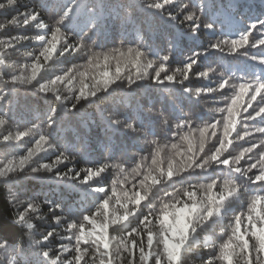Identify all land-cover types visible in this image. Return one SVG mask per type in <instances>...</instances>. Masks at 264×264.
Instances as JSON below:
<instances>
[{
    "label": "trees",
    "instance_id": "trees-1",
    "mask_svg": "<svg viewBox=\"0 0 264 264\" xmlns=\"http://www.w3.org/2000/svg\"><path fill=\"white\" fill-rule=\"evenodd\" d=\"M193 1L185 0L190 5L189 11H193ZM236 1L245 0L215 1V8H212L213 0L200 2L198 10L194 9L201 18L200 28L193 35L190 22L184 18L187 13L171 21L167 13L160 15L144 7L145 0H78L80 5L86 4L85 11L77 9L71 24L61 30L62 33L68 31L67 38L77 50L70 49L61 55L64 35H58L56 50L52 58L45 62L40 57L42 45L36 36L42 34L46 40L52 38L49 29L54 30L58 19V0H16L14 6H7V0H0V3L6 5L5 9L0 10V60H3L0 64V96L3 97L0 100V119L5 120V124L0 126V167L9 160H18L20 155L27 153L28 148H36L35 141L41 135H45L49 143L36 148L33 161L39 163H33V166L46 163L53 167L52 173H32L26 169L23 172H6L0 177V242L6 246V250L0 251V264H9L10 261L12 264H50L57 256L61 257L59 264H69V261L74 264L75 235L79 233L80 225H84L86 232L92 230V223L83 219L85 215L90 216L97 227L108 224L110 251L116 257L114 264H127L128 253L123 251L124 243H128L129 248L135 252L138 264L139 251L138 248H132V242L139 245L143 241L146 248L147 235L144 228L135 216H129L128 220L120 223L111 221L123 216L128 209L142 210L144 215L151 213L152 231L158 233L159 224L155 217L162 214L165 203H175L176 199L186 200L183 189L195 191L197 201L206 203L209 195L207 189H193L191 186L207 185L215 180L217 186L212 189L215 194L220 191L225 180L230 179L238 184L239 195L219 207V215L209 221L207 228L197 226L196 233H189L191 245L183 253L182 261L183 264H202L209 255L218 256L220 246L232 234L235 217L248 214L251 198L257 194L245 191V186L256 189L257 185H249L244 177L229 173L227 167L218 165L214 166L217 171L211 179L206 178L207 174L204 173L197 175V169L184 184L169 187L170 192L181 190L174 199L165 196L163 190L158 191L166 186H152L150 181H145V177L158 175L160 169H167L169 162L178 164L181 155L188 153L190 144L198 151L197 143L201 139L198 138V129L207 123L219 121L216 135L209 132L205 142V151H214L213 146L218 147L219 139L223 137L224 119H217V116L227 108L228 97L234 96L240 83L253 79L250 75L252 72L264 75L259 71L262 66L250 59L251 56L262 57L258 48L259 41L256 47L230 51L227 54L229 61H224L219 69L214 60L209 62L212 68L201 67V59L224 53L228 43H221L226 41L223 39V23L237 24V18L231 15L241 4ZM260 7L254 8L260 11ZM30 9L40 14L39 22L45 25L44 28H37L36 22H30V26H24L22 22L19 25L10 23L13 16ZM204 16L208 18L203 20ZM240 17L247 22L242 15ZM205 23H213L214 28L206 29ZM25 36L29 39H23ZM228 37L229 42L240 38ZM10 44L14 47H9ZM213 44H220V48L211 47ZM137 51L144 53L139 73L133 67ZM195 53L200 55L194 56ZM165 55L170 57L167 62L162 61ZM36 57H40L37 79L41 83L47 84L66 74L72 77V83H58L50 86L52 90L47 92L39 91L38 85L33 87L19 83L18 80L13 83V77L31 74V65L36 62ZM190 58L197 59V63L188 70V79L185 80L184 66L190 62ZM148 62H154V67L147 68ZM161 62L165 64V73L174 75L175 83L165 81L157 84L153 81L152 77ZM117 67L120 68L119 78L115 79L107 92L101 88L96 98L75 102L74 95H79L81 87L87 91L104 78L105 72L110 79L115 78ZM215 70H218L217 73ZM144 73L147 75L140 79L139 76ZM165 73H161V76ZM129 77L136 79L137 83L130 86ZM207 79L215 84L211 92L202 88ZM225 80L229 81V86L219 88V84ZM183 86L192 87L191 94L185 93ZM208 93L216 98L207 104H199L195 116L201 115L196 120L192 119V108L195 105L192 99ZM57 94L61 99L56 98ZM247 97L240 101V115L237 116L236 130L242 136L246 131L254 132V126L259 125L258 117L251 125L248 124L249 120L243 119L247 116L243 111L245 101L249 100ZM251 103L255 106L257 102ZM53 109L55 114L52 126L49 127ZM109 117L118 119L121 124L113 125ZM181 120L187 123L177 128ZM24 132L28 135L22 136ZM260 135L254 133L255 137ZM231 137L233 146L229 151L233 156L236 151L243 150L240 145L247 147L250 146L249 142L260 143L259 139L253 137L237 139L235 131ZM180 146L184 148L177 152ZM166 148L170 149L164 153ZM61 152L66 160L57 163V156ZM154 157L156 164H153ZM252 162L254 160H241L236 166L246 168ZM68 168L79 172V177L72 178L71 174H67ZM87 168H103L104 171L87 183H82ZM57 170L60 176L55 174ZM257 171L253 169V172ZM98 187H103L105 191H95ZM145 192L147 196L139 205L129 202L135 193L143 195ZM104 200H108L107 214L102 207ZM29 204L34 205V208L29 209ZM123 204H127V208L122 207ZM181 206L177 204V207ZM256 207L258 211L264 210V203ZM21 215L25 216V222L20 221ZM140 218L143 219V216ZM27 223L33 225L31 230L26 227ZM245 226L247 221L243 220L242 233ZM133 228H137V233L129 237L128 233ZM49 232L53 235L48 241H43ZM245 239L250 247L256 244L251 235H246ZM37 240L43 241L46 247H37L34 243ZM64 246L66 251L63 250ZM81 247L87 248L86 264H101L102 247L99 252L92 243L82 244ZM154 247L162 250V245L157 246L155 241ZM43 251H49L48 259L43 257ZM150 264H154V260ZM215 264L226 262L216 259ZM234 264H243V259L237 256Z\"/></svg>",
    "mask_w": 264,
    "mask_h": 264
},
{
    "label": "snow or ice",
    "instance_id": "snow-or-ice-1",
    "mask_svg": "<svg viewBox=\"0 0 264 264\" xmlns=\"http://www.w3.org/2000/svg\"><path fill=\"white\" fill-rule=\"evenodd\" d=\"M16 0H7V6H14ZM261 4L264 5V0H261ZM6 5L0 3V10L5 9ZM80 7L78 0H58L56 8V24L53 29H49L52 33V38L46 40L45 36L42 34H37L36 39L41 43L42 50L40 52V57H43L44 61H48L52 58V53L56 50L58 35H64V44L61 47L60 54L63 55L65 51L72 50L76 51L77 49L73 47L71 42L67 38V32L62 33V29H66L69 24L74 19V16L77 12V9ZM144 7L150 10H154L160 15L167 13L168 19L171 21H176L180 15L187 13L184 18L186 21L190 22V28L192 34L195 35L199 32L200 28V16L196 15L189 11L190 5L185 2V0H154V2H147L145 0ZM175 12V14H173ZM40 14L35 11V9H30L28 11L19 13L17 16H13L10 23L24 26H30V22H36L37 28H44L45 25L39 22ZM22 18V20H21ZM2 27V25H0ZM204 27L208 30L214 28L213 23H205ZM250 29H258L264 31V16L256 17L253 22L250 24L248 29L241 31L239 40H231V47L233 51L237 48H242L248 42L249 35L251 34ZM15 40V37H12ZM23 39L27 40L29 37L25 36ZM221 43L227 44L229 41H222ZM259 44L264 45V39L259 40ZM83 46V45H81ZM9 47H14L10 44ZM213 48H220V44L211 45ZM252 47H256V44H253ZM131 49L129 52L131 53ZM200 53H195L194 56H199ZM144 56V53L137 51L135 53V60L133 61V67L137 69V73L140 71L141 67V58ZM40 57H36V62L31 65V74L30 75H21V77H13V83H16L17 80L19 83L32 85L36 87L38 85V90L41 92L51 91L50 86H55L59 84L72 83V77L70 75L57 77L56 80H50L48 83H41L37 79V63L39 62ZM170 57L165 55L162 57V61H169ZM250 59L255 63H258L262 67L260 68V73H264V57L251 56ZM107 60V57H105ZM91 63V59L89 61ZM3 63V60H0V64ZM197 63V59L190 58V62L185 64V71L183 73L184 79H188V70L192 69V66ZM147 68H153L154 62H148L146 65ZM70 71V70H69ZM120 68L117 67V75L115 78L110 79L109 74L105 72L103 74V79L97 81L96 84L92 85L87 91L85 87H81L79 90V95H74V100L76 103L81 100L96 98L98 91H101V88L104 92L109 90V87L112 83H115V79L119 78ZM161 73H165V64L161 62L155 70V74L152 77L153 81L157 84H163L167 81L169 84L175 83L174 75H165L162 77ZM147 73L140 75L139 78L143 79ZM253 79L242 82L238 85V91L234 94L231 104L227 107V116L224 117L223 124V137L219 139V146H213L214 151L209 150L205 151V142L207 135L210 134L215 136L216 129L218 128L219 121L215 123H207L204 127L199 128L200 132V144L199 150L196 151L190 144L188 153L182 154L180 162L178 164H173L169 162L166 170L160 169L158 175H153L150 177H145V181H150L152 186L162 185L166 186L158 191L163 190L164 195L167 197L176 198L180 189H176V192L168 191L169 187H175L176 184H184L192 172H195L197 169L200 175L201 173L207 174L208 179H211L213 173L217 171V168L214 166L223 165L227 167L229 173H237L239 176L244 177L249 185H257L256 189H251L245 186V191L256 192L257 194L253 195L251 201L248 205L249 212L246 216H237L235 217V224L232 228V234L229 236L228 240L223 243L219 248L218 256L213 257L209 255L207 260H204L202 264H215V260L219 259L226 264H234V261L237 256L243 259V264H264V210H257V204L264 203V75H257L256 72L250 74ZM35 82V83H34ZM129 85H134L137 83L136 79L129 77ZM226 86H229V81L225 80L219 84V88L224 89ZM235 87V86H233ZM183 91L185 93L191 94V89L187 86H183ZM211 91V89L209 90ZM248 96L249 100L245 101L246 107L243 108L244 112H247V116L243 117L245 120L255 121L259 117V125L254 126V132L249 130L240 135V132L236 130V125L238 123L237 116L240 115V101ZM259 97V100H257ZM56 98L61 99L60 95L57 94ZM3 97L0 96V100ZM252 101H256V105L253 106ZM75 106V104L73 105ZM253 108L252 112H248V108ZM223 111V110H221ZM53 115L49 117V127L52 126L53 117L55 114V109L52 110ZM254 113V114H253ZM109 120L113 125L119 126L121 121L116 118L109 117ZM167 123V120H165ZM187 123L186 120H181L176 127L182 128L183 125ZM5 124L4 119H0V126ZM131 128V125H128ZM247 127V125L245 126ZM136 131L135 128L132 129ZM236 132V138L244 140L247 137H253L254 139H259L260 143L249 142L250 146L244 147L242 151L239 152V155L233 156L229 151V148L233 146V140L229 139L232 136L233 132ZM254 133L261 134L259 137H255ZM22 136H27L28 133H21ZM5 140L8 137H4ZM49 141L45 135H41L38 140L35 141L36 148H40L44 144H48ZM36 148H28L26 154L19 156L18 160H9L3 167H0V177H3L6 172L15 173L18 170L20 172L30 169L32 173L40 172H53V167L46 163H40L38 167L33 166V163H39L38 161H33L34 155H36ZM203 153V155H200ZM227 153V154H226ZM64 153L61 152L57 156V163H64L66 157ZM255 157V159H254ZM241 160L252 161L254 162L248 164L245 168L243 166L237 167ZM153 164H156L155 157L153 158ZM209 169H212L209 172ZM253 169H257V172H253ZM86 173V178L81 181L82 183H87L94 176H99L101 172L104 171L103 168L93 170L92 168H87L84 170ZM182 173H187L188 175H181ZM251 173V174H250ZM55 174L60 176V171H56ZM71 174L72 178L79 177V172H74L72 168H68V173ZM66 174V175H67ZM174 177H179V179H174ZM216 181L213 180L212 183L207 185H192L193 189L199 187L200 189H207L209 195L207 196V202L203 201L198 202L196 198V192L190 191L189 189H183V195L186 197V200L180 201L176 199L175 203H165L164 210L160 216L155 217L156 223L159 224V232L154 233L152 231L151 225L153 220L150 219V215H144L142 210L137 209H128L123 216L116 217L111 223H120L122 221L128 220L129 216H135L139 221V225L142 226L147 235V246L143 241L139 245H136L135 242H132V248H138L139 257L138 264H150L154 260V264H183L182 256L183 253L188 250L191 245L189 233H196L197 226L201 229L207 228L209 221L216 215H219V207L222 206L225 202H229L230 198L237 197L240 192V188L236 182L233 180H225L224 184L221 186L218 193L213 194L212 189L215 188ZM97 192L103 193L105 190L103 187H98L95 189ZM106 195V193H105ZM147 192L143 195L140 193H135L131 198V201L135 205H139L140 201L145 199ZM190 201V203H189ZM46 203H49L46 201ZM177 204H181V207H177ZM107 205L108 200H104L102 207L105 208V214H107ZM122 207L127 208V204H123ZM29 209H33L34 205L29 204ZM254 214V215H253ZM143 216V219L140 217ZM85 221L92 223V230L86 232L84 225H80L79 233L75 235V257L74 264H81L82 261L85 262V253L87 248H82L81 245H88L89 243L95 244L96 249L99 252L100 248H103V252H100L102 257L101 264H114V259L116 258L113 253L110 251L109 238L107 235L108 224H104L100 227H97L94 222H92L90 216L85 215L83 217ZM243 220L247 221V226L244 227L242 233V223ZM20 221L25 222V216H20ZM259 224V226H258ZM26 227L31 230L33 225L30 223L26 224ZM134 233H137V228H133L131 232L128 233L131 237ZM53 234L49 232L43 237V241H48L49 237ZM246 235H251L255 238L256 244L251 246L247 239ZM43 241H35V245L41 249L46 247ZM154 241L156 245H162V250H157L154 247ZM211 247V246H209ZM6 250L4 243L0 242V251ZM64 251L67 250L66 246L63 248ZM123 251L128 253L127 264H137V258L135 252L129 248L128 243L123 244ZM253 253L255 254L253 256ZM43 257L45 259L49 258V251H43ZM104 257H107L105 260ZM61 257L57 256L56 259H52L50 264H59ZM9 264H12L10 261ZM69 264H73V261H69Z\"/></svg>",
    "mask_w": 264,
    "mask_h": 264
},
{
    "label": "rangeland",
    "instance_id": "rangeland-1",
    "mask_svg": "<svg viewBox=\"0 0 264 264\" xmlns=\"http://www.w3.org/2000/svg\"><path fill=\"white\" fill-rule=\"evenodd\" d=\"M203 0H194L193 1V3H192V8H193V11H190V12H192V13H195L196 15H197V13H196V11H194V9H196V10H198V8H197V5L200 3V2H202ZM189 2H192V0H189ZM214 5H215V2L212 4V7H214ZM85 9H86V4H84V3H82L81 5H80V7L78 8V10L79 11H81V10H83V11H85ZM232 14L234 15L235 14V9L232 11ZM208 18V16H204V17H202V19L203 20H206ZM170 38L172 39L173 38V34L171 33V36H170ZM231 42V41H230ZM229 42V46H231V43ZM192 49V48H191ZM188 88H190V87H188ZM191 90H192V87H191ZM182 95V94H181ZM196 98V102H194L195 103V105H193L194 107L192 108V112H193V114L194 115H192V119H194V120H196L201 114H198V115H196L195 116V114H196V112H197V110H199V107H198V105L199 104H207V103H209L210 101H212V99H214V98H216V96L215 95H212V94H204V95H200V96H198V97H195ZM232 98H233V96H229L228 97V102H227V107H228V105H230L231 104V101H232ZM247 98H249V97H247ZM253 104V103H252ZM247 105H245V107H246ZM254 106V105H253ZM253 111V108H251V107H249L248 108V112H252ZM242 113H244L243 111H242ZM245 113H247V112H245ZM227 108H225V110H224V112H223V114H221L220 116H217V119H220V118H223L224 119V117L225 116H227ZM248 114V113H247ZM246 114V115H247ZM254 114V113H253ZM258 119H260L259 117H258ZM257 118H256V120H258ZM254 123V121H249V123L248 124H253ZM192 126V125H191ZM198 138H200V132L198 133ZM229 139H232V137H229ZM233 140V139H232ZM199 144H200V142L199 143H197V147H199ZM185 146V145H184ZM184 146H180L178 149H177V152L179 151V150H182L183 148H184ZM168 149H170V148H166L165 150H164V153H166L167 152V150ZM240 151H242V150H238V151H236L235 152V156L236 155H239V152ZM177 152H176V154H177ZM201 154H203V153H201ZM175 157H176V155H175Z\"/></svg>",
    "mask_w": 264,
    "mask_h": 264
}]
</instances>
